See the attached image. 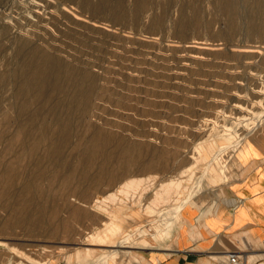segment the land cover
<instances>
[{"label":"rangeland","instance_id":"rangeland-1","mask_svg":"<svg viewBox=\"0 0 264 264\" xmlns=\"http://www.w3.org/2000/svg\"><path fill=\"white\" fill-rule=\"evenodd\" d=\"M33 1L0 0V264H108L86 247L141 264L182 208L163 211L221 192L264 132V0ZM147 174L139 196L95 202ZM112 214L149 244H87Z\"/></svg>","mask_w":264,"mask_h":264},{"label":"crops","instance_id":"crops-1","mask_svg":"<svg viewBox=\"0 0 264 264\" xmlns=\"http://www.w3.org/2000/svg\"><path fill=\"white\" fill-rule=\"evenodd\" d=\"M243 143L231 181L184 205L172 235L146 248L141 264H223L230 251L264 259V132Z\"/></svg>","mask_w":264,"mask_h":264},{"label":"bare ground","instance_id":"bare-ground-1","mask_svg":"<svg viewBox=\"0 0 264 264\" xmlns=\"http://www.w3.org/2000/svg\"><path fill=\"white\" fill-rule=\"evenodd\" d=\"M6 2H8V1H6ZM36 3L37 2L34 0L33 1V4L36 5ZM45 3H46V1H45ZM9 4H10V2H9ZM4 5L7 6L8 4L7 5L4 4ZM8 6L11 7L10 5H8ZM32 8H33V5H32ZM3 10H5V9H3ZM36 10H37V8H36ZM247 133H245V134H247ZM240 141L241 140H239V139L236 140L235 143H233V145L235 147H237L239 145ZM230 146H232V145H222L219 149L213 150L214 148L212 149V145L209 144L208 148H209L210 151H214V155H217L219 152H221L222 150H225L227 147H230ZM201 150H202V147L201 146H197V151H198L197 153L199 154L200 157H204L205 158V155L203 153H201ZM196 154H194V155H196ZM210 160H212V159H210ZM194 163H195V161H193V163L192 162L189 163L186 167L182 168L179 171V174L177 176L169 177L168 179H165V180L160 181L159 187L154 192V194H155V201L152 200L153 203H155V204H153L152 201L149 202L146 205V209L149 210L152 207H154L155 205L158 206V202H161V203H159L161 205H162V202L163 203H164V201L166 202V200H165V199H167L166 198V195H168L170 193V190L171 189H175V191L177 193L178 192V188L180 187V182H181L180 176L182 174H185L186 171H190L191 174L194 173V171H195V168H193L194 167ZM148 167H151L152 168L153 165L152 164L151 165H148ZM209 167H210V165H209ZM130 177L131 178H127L124 181H122L120 183L119 187H116V190H111V191L107 192V194L103 195L101 199H95V202H99V205L103 204L104 202H116V201H119L120 202V201H122V199L118 196V194H120V193L121 194H124L126 196V198H128V197L129 198H132L133 197V194L132 193H136L139 196L140 195V193H138V189L139 188H141V187L144 188L145 186H151L152 182H154L153 179L151 178L150 174H147V175L141 176V177H132V176H130ZM192 187H191V189H192ZM86 191H87V189H86ZM89 191H90L89 189H88V192H85L84 191L85 192V195H84L85 198H87L89 196ZM136 194H134V195H136ZM193 194H194V191H192V193H190L189 195L192 196ZM130 196H132V197H130ZM188 200H189V196H187L184 200H182L176 206L174 205L172 207L170 206V208H167V209L165 208L166 210L163 211L162 215L165 216V217H169L170 219L173 220L175 214L178 213L180 211V209L186 203H188ZM85 201H87V200L85 199ZM123 202L126 203V201H123ZM171 202H173V201H171ZM117 209H118V207H117ZM71 215H72V212H71ZM82 215L80 213H75V218L76 219L78 217L80 218ZM72 216H74V215H72ZM118 216L116 214L110 215L109 220H107V221L104 220V223L102 225L103 226L102 228L96 229L94 231L89 232V234H88V240H89V242L87 244H102V245L103 244H106L108 246H114L115 244H117V246H122L125 243H128L130 245L137 244V246H141V247L147 246L149 244V242H147L146 238H143V240L141 239L139 242H135V240H136L135 239V237H136L135 235L137 234V231H138L139 228H136L134 231H131V232L128 231V229L126 230L125 227H124V225H123V222H122L123 220L121 219L122 220L121 221ZM160 216L161 215H159V217ZM157 220H158V218L155 219V221H157ZM62 227L63 228L64 227L66 228L65 224L64 225L62 224ZM67 229H68V227H67ZM65 231L67 232L66 229H65ZM143 233L144 232L142 230L141 231V235L139 236V238H142L143 237ZM150 236L154 239V238L157 237V234H150ZM95 249H97V248H95ZM95 249L86 247L84 249L85 257L90 260L96 254L98 256V260H103V261H105L108 264H111L114 261L113 255L115 253H117V249H115V248H113V249L112 248L102 249V251H100V252H97L98 250L96 251Z\"/></svg>","mask_w":264,"mask_h":264},{"label":"built area","instance_id":"built-area-1","mask_svg":"<svg viewBox=\"0 0 264 264\" xmlns=\"http://www.w3.org/2000/svg\"><path fill=\"white\" fill-rule=\"evenodd\" d=\"M261 248L264 250V240H261ZM223 264H264V259H260L257 262H252L243 254L236 251H230Z\"/></svg>","mask_w":264,"mask_h":264}]
</instances>
